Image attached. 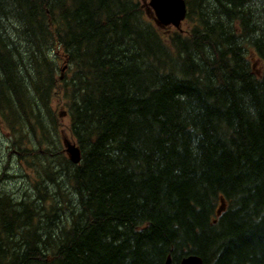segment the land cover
I'll return each mask as SVG.
<instances>
[{
  "label": "trees",
  "instance_id": "16d2710c",
  "mask_svg": "<svg viewBox=\"0 0 264 264\" xmlns=\"http://www.w3.org/2000/svg\"><path fill=\"white\" fill-rule=\"evenodd\" d=\"M185 3L0 0V264H264V0Z\"/></svg>",
  "mask_w": 264,
  "mask_h": 264
},
{
  "label": "water",
  "instance_id": "95a60500",
  "mask_svg": "<svg viewBox=\"0 0 264 264\" xmlns=\"http://www.w3.org/2000/svg\"><path fill=\"white\" fill-rule=\"evenodd\" d=\"M147 6L153 11L154 21L159 27L173 26L179 28L185 18L186 6L184 0H149ZM65 152L71 163L76 165L80 162L81 153L78 147L66 142ZM221 211H223V207ZM170 262L171 260L168 257L165 264H170ZM179 264H202V261L198 256H188L183 258Z\"/></svg>",
  "mask_w": 264,
  "mask_h": 264
},
{
  "label": "rangeland",
  "instance_id": "374dc122",
  "mask_svg": "<svg viewBox=\"0 0 264 264\" xmlns=\"http://www.w3.org/2000/svg\"><path fill=\"white\" fill-rule=\"evenodd\" d=\"M182 28H184V25H182ZM9 147L10 141L8 140V135L3 129H0V186L2 185V188L8 192H17L22 187H29V180L23 175L25 173L21 171V167L26 166L34 173H36V168L33 170L30 167L31 162L27 158V161H19L18 156L9 154Z\"/></svg>",
  "mask_w": 264,
  "mask_h": 264
},
{
  "label": "bare ground",
  "instance_id": "6f19581e",
  "mask_svg": "<svg viewBox=\"0 0 264 264\" xmlns=\"http://www.w3.org/2000/svg\"><path fill=\"white\" fill-rule=\"evenodd\" d=\"M9 152V151H8ZM13 155V154H12ZM10 178V177H9ZM7 179H8V177H7ZM11 179V178H10ZM1 183V182H0ZM13 192V191H12Z\"/></svg>",
  "mask_w": 264,
  "mask_h": 264
}]
</instances>
